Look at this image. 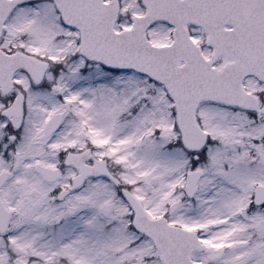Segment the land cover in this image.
I'll return each instance as SVG.
<instances>
[{
  "label": "snow or ice",
  "instance_id": "obj_1",
  "mask_svg": "<svg viewBox=\"0 0 264 264\" xmlns=\"http://www.w3.org/2000/svg\"><path fill=\"white\" fill-rule=\"evenodd\" d=\"M0 264H264V0H0Z\"/></svg>",
  "mask_w": 264,
  "mask_h": 264
}]
</instances>
